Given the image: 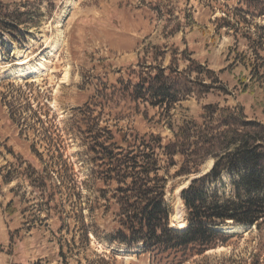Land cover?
Wrapping results in <instances>:
<instances>
[{
	"label": "rangeland",
	"instance_id": "rangeland-1",
	"mask_svg": "<svg viewBox=\"0 0 264 264\" xmlns=\"http://www.w3.org/2000/svg\"><path fill=\"white\" fill-rule=\"evenodd\" d=\"M0 1L32 16L19 43L5 38L0 50V264H63L62 256L67 264H149L148 255L104 237L116 229L115 205L111 194L106 202L95 192L87 123L92 131L117 127L166 142L184 119L216 105L264 124V43L249 40L264 33V18L238 14L240 23L226 27L219 19L237 0ZM149 65L178 71L184 100L169 109L130 102L118 79L135 82ZM26 174L45 186L31 187ZM184 184L169 178L166 185L177 229ZM234 230L225 245L184 264H264V228Z\"/></svg>",
	"mask_w": 264,
	"mask_h": 264
},
{
	"label": "trees",
	"instance_id": "trees-1",
	"mask_svg": "<svg viewBox=\"0 0 264 264\" xmlns=\"http://www.w3.org/2000/svg\"><path fill=\"white\" fill-rule=\"evenodd\" d=\"M238 14L244 21L246 16L263 19L264 0H237V6L219 20L232 28L240 23ZM31 19L26 9L12 8L0 1V50L6 39L19 43ZM258 29L262 31L264 26L259 25ZM249 40L264 43V33ZM194 68L197 75L202 74L200 65ZM146 70L147 73L137 74L135 82L118 79L130 102L169 109L184 100L178 71L151 65ZM173 72L176 78L172 77ZM206 73L212 74L208 70ZM87 126L88 134H93L88 150L96 154L91 159L95 166L90 172L95 192L106 202L107 194H111L115 205L111 209L115 212L116 229L104 236L107 242L148 255L149 264H184L195 255L225 245L236 235L223 232L228 225L264 228V124L247 119L241 108L206 105L200 119H184L166 142L159 134L129 133L117 127L92 131L88 123ZM36 155L43 164L41 155ZM208 161L211 164L204 170ZM29 169L38 175L27 165L25 170ZM26 176L31 187L45 186L43 179ZM169 178L185 183L179 191L185 210L182 229L170 225L173 208L166 198ZM99 185L102 186L98 189ZM80 227L89 244V231L83 223ZM72 242L75 244L74 239ZM99 260L106 264L104 258ZM62 262L67 264L63 256Z\"/></svg>",
	"mask_w": 264,
	"mask_h": 264
},
{
	"label": "bare ground",
	"instance_id": "bare-ground-1",
	"mask_svg": "<svg viewBox=\"0 0 264 264\" xmlns=\"http://www.w3.org/2000/svg\"><path fill=\"white\" fill-rule=\"evenodd\" d=\"M172 226V224H171ZM177 226V225H176ZM176 229V228H175ZM234 229H237V227H234L233 230H232V227H229L228 230H226V232H235Z\"/></svg>",
	"mask_w": 264,
	"mask_h": 264
},
{
	"label": "water",
	"instance_id": "water-1",
	"mask_svg": "<svg viewBox=\"0 0 264 264\" xmlns=\"http://www.w3.org/2000/svg\"><path fill=\"white\" fill-rule=\"evenodd\" d=\"M228 224H231V221H228ZM229 227H232V225H228V226H226L225 228L228 229ZM233 227H234V226H233ZM224 232H226V231H224ZM227 233H233V232H227Z\"/></svg>",
	"mask_w": 264,
	"mask_h": 264
}]
</instances>
